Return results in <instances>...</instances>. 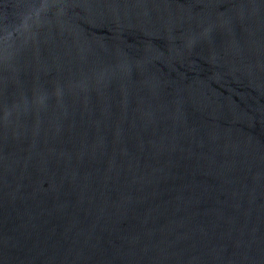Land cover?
<instances>
[{
  "label": "water",
  "instance_id": "water-1",
  "mask_svg": "<svg viewBox=\"0 0 264 264\" xmlns=\"http://www.w3.org/2000/svg\"><path fill=\"white\" fill-rule=\"evenodd\" d=\"M0 264H264V0H0Z\"/></svg>",
  "mask_w": 264,
  "mask_h": 264
}]
</instances>
